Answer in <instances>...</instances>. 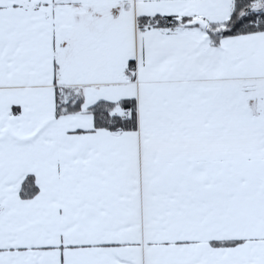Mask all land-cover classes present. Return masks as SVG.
Returning <instances> with one entry per match:
<instances>
[{
	"label": "snow or ice",
	"instance_id": "1",
	"mask_svg": "<svg viewBox=\"0 0 264 264\" xmlns=\"http://www.w3.org/2000/svg\"><path fill=\"white\" fill-rule=\"evenodd\" d=\"M0 264H264V0H0Z\"/></svg>",
	"mask_w": 264,
	"mask_h": 264
}]
</instances>
